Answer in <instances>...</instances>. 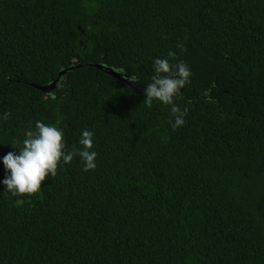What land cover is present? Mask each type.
Wrapping results in <instances>:
<instances>
[{"label": "trees", "instance_id": "obj_1", "mask_svg": "<svg viewBox=\"0 0 264 264\" xmlns=\"http://www.w3.org/2000/svg\"><path fill=\"white\" fill-rule=\"evenodd\" d=\"M157 58L191 71L175 130L143 103ZM4 112L0 157L40 121L97 158L0 185V264H264V0H0Z\"/></svg>", "mask_w": 264, "mask_h": 264}, {"label": "clouds", "instance_id": "obj_2", "mask_svg": "<svg viewBox=\"0 0 264 264\" xmlns=\"http://www.w3.org/2000/svg\"><path fill=\"white\" fill-rule=\"evenodd\" d=\"M169 52L168 57H174ZM154 76L150 83L144 87L143 103L151 107L153 100L170 106L173 117L171 126L173 130L184 124L187 109L183 111L176 106L174 99L180 95L181 90L190 82L191 71L183 63L170 65L168 59H154L152 64ZM129 79L137 81L135 75ZM10 113L4 112L0 120H7ZM93 136L91 130L82 131L78 140L79 148L75 146L71 151H65L63 132L54 124H45L36 121L34 130L24 132L22 146L11 145L15 151L8 152L0 157V163L5 169V177L0 180L4 192L12 197L33 195L41 189L46 176L54 177L58 164L62 161L69 164L74 156L79 157L83 167L88 172L96 168L97 153L93 150Z\"/></svg>", "mask_w": 264, "mask_h": 264}, {"label": "water", "instance_id": "obj_3", "mask_svg": "<svg viewBox=\"0 0 264 264\" xmlns=\"http://www.w3.org/2000/svg\"><path fill=\"white\" fill-rule=\"evenodd\" d=\"M98 69L103 70L105 73L109 74L110 76L124 82L132 91L136 92L138 89L133 85V82L128 80L126 76H121L120 73H118L114 69L105 68L103 66L96 65ZM73 69V68H70ZM65 71H61L59 73V76L62 75ZM56 80L52 82L51 84L45 86V87H39L38 89L42 92H49L54 86H55Z\"/></svg>", "mask_w": 264, "mask_h": 264}]
</instances>
